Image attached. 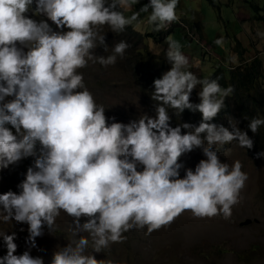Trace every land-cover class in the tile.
Segmentation results:
<instances>
[{
  "label": "clouds",
  "instance_id": "obj_1",
  "mask_svg": "<svg viewBox=\"0 0 264 264\" xmlns=\"http://www.w3.org/2000/svg\"><path fill=\"white\" fill-rule=\"evenodd\" d=\"M138 2L0 0V170L33 158L18 191L0 194V225L14 220L28 226L26 250L19 255L17 233L0 228L7 249L0 264H44L31 250L45 228L51 232L56 227L61 211L73 218L71 231L78 239L57 246L51 264H112L93 253L122 243L129 230L146 227L151 234L185 211L195 218L230 220L240 202L248 174L239 160L222 162L217 146L236 141L252 149L254 142L232 118L231 130L211 123L235 91L233 85L219 83L222 76L198 78L189 70L181 44L167 36V48H155L171 65L153 81L155 115L142 113L123 123L105 115V106L96 102L78 71L89 62L113 66L131 47L121 40L112 54L96 55L98 47L109 48L102 34L105 25L120 34L134 22L142 23L141 14L147 13L153 32L172 24L186 28L177 15L179 0H150L125 15ZM225 43L223 36L215 40L217 46ZM230 60L236 63L237 56ZM197 85L200 102L192 103ZM185 109L202 114L198 126L185 122L172 127L169 111L180 117ZM261 126L262 117L248 124L252 133ZM182 129L187 131L182 134ZM196 149L206 159L194 170L185 168L180 158Z\"/></svg>",
  "mask_w": 264,
  "mask_h": 264
},
{
  "label": "rangeland",
  "instance_id": "obj_2",
  "mask_svg": "<svg viewBox=\"0 0 264 264\" xmlns=\"http://www.w3.org/2000/svg\"><path fill=\"white\" fill-rule=\"evenodd\" d=\"M183 2L185 17L191 19L192 25L197 23L202 34V37H197L194 34L197 32L193 29L191 33L194 36L187 37L188 51L196 56L197 61L196 64H191L195 61L191 60L189 70L198 78L208 77L215 66H221L226 71L240 64L239 57L230 51V47L235 45L234 40L243 48L244 60L258 58L264 71V37L257 34L264 33L261 23L264 19L262 13L264 0H199L192 5L196 10L193 17L190 16L189 5L185 0ZM250 4H256L260 8L258 15L262 19L259 21L247 19V15L252 17L256 13L252 11ZM131 14L132 11L126 13L128 16ZM28 15L31 16V13ZM142 28L140 34L148 33L150 37L135 38L137 42L134 50L139 51L141 61L157 69L160 67L162 75L168 71L169 63L163 53L156 55L153 51L152 44L157 43L159 39L153 36L155 34L146 26ZM170 28L171 25L166 29ZM186 28L188 31V27ZM239 29H243L247 35H241ZM220 36L226 41L223 46L215 44V40ZM171 38L175 40V37ZM106 43L109 46L108 51L104 52L102 47H98L95 50L96 55L112 54L113 42L107 38ZM133 54V51L128 50V56ZM233 55L237 56L236 63L230 60ZM78 71L83 73L85 84L93 93L96 102L105 106L107 117L114 116L117 122L128 123L142 113L155 115L153 105L146 102L145 93L140 90L141 83L124 74L118 63L104 67L99 63L89 62L87 67ZM259 81L262 85L264 76H261ZM200 90L201 86L197 85L191 94V102H200L198 96ZM169 115H174L171 110ZM111 122L109 120V123ZM173 122L171 118V126L176 127ZM186 131L182 129V134ZM217 147L222 162L231 165L239 160L243 165L242 171L248 174V180L241 191L240 202L233 206L230 220H225L222 216L195 218L190 211H185L170 225L154 230L151 234H146V227L143 230H129L124 233L126 239L122 243H112L108 249L93 253L95 258L111 260L112 264H264V201L259 196L264 187V160L258 158L264 155V152L255 155L252 149L241 148L236 141ZM201 159L206 157L201 149H196L183 155L180 161L184 163L185 168L190 167L194 170ZM25 166L16 164L4 170L3 173L9 179L6 181L1 179L0 194L8 190L14 191L13 187L17 189V184L24 179L27 170ZM184 174V169H181V178ZM72 219L61 211L56 220V227L51 232L45 228L44 235L36 239L37 248L31 250V255L41 256L44 264H51L57 246L65 247L69 241L78 239L72 235L71 229L74 227ZM81 222L83 223V219ZM27 227L26 224H18L14 220L12 225H0L8 234L13 231L17 233L15 240L18 245L17 255L26 250ZM21 228L25 230L21 232ZM83 235L86 236L87 233ZM58 238L62 239L61 245L48 243ZM6 251V246L0 238V256L5 255ZM87 251L91 253L92 248L89 247Z\"/></svg>",
  "mask_w": 264,
  "mask_h": 264
},
{
  "label": "trees",
  "instance_id": "obj_3",
  "mask_svg": "<svg viewBox=\"0 0 264 264\" xmlns=\"http://www.w3.org/2000/svg\"><path fill=\"white\" fill-rule=\"evenodd\" d=\"M250 7L252 11H256L255 16L253 15L254 19H256L257 21H259V19H262V17L258 15L260 8L255 4H250ZM262 13L264 16V9ZM261 23L264 27V19ZM104 33L105 41L108 38L111 42H113V45L121 40H125L131 45L128 50L133 51L134 54L132 56H128L127 50L124 58H118L116 63H118V65L122 67L124 74L130 75L131 79L141 83L140 90L145 93L146 102L153 105V103H155L151 99V92L154 91L153 81L154 79L160 78V76H162L161 68L158 67L157 69L147 62L141 61L139 51L134 50L135 44L137 42L135 38L150 37L149 34H140V32L135 30L132 26H128L125 32L116 34L113 33L106 25L102 29V34ZM234 42L235 45L230 47V51L239 57L240 64L231 67L226 71H224L221 66H215L208 76L212 78H215L218 75L222 76V79L219 81V83L223 87H227L228 85H233L235 87L234 93L230 97L225 98V107L218 113V115L211 121V123L229 127V130H231V127L229 125V118L232 117V119L238 121V127L242 131L247 132L248 136L254 142L252 152L255 155H258L259 153L264 152V126H261L257 133H252V131L248 128V124L254 117L264 118V87L262 86L264 85V81L262 85L259 81L260 77L264 76V71H262L261 69L258 58L255 57L250 61H245L244 57H242L243 48L236 40H234ZM110 54L111 53H109L108 55ZM171 118L174 121L173 124L175 126L185 122L198 126L199 122L202 119V114L199 112L193 113L190 110L185 109L180 117H177L174 114L171 115ZM258 158L260 160H264V155H260ZM25 159L18 162V164H21L22 166L26 165L25 167L28 168L33 163V158L29 157ZM3 172L4 170L0 172V182L1 179H3L4 181L9 179ZM13 190L18 191V189H16L15 187H13ZM259 194H261L259 196L264 201V187L259 192ZM51 242L61 245L62 239L58 238L56 241L51 240L48 243Z\"/></svg>",
  "mask_w": 264,
  "mask_h": 264
},
{
  "label": "crops",
  "instance_id": "obj_4",
  "mask_svg": "<svg viewBox=\"0 0 264 264\" xmlns=\"http://www.w3.org/2000/svg\"><path fill=\"white\" fill-rule=\"evenodd\" d=\"M196 1H199V0H185V2L189 5L188 10L190 12V16L191 17H193L194 14H195V12H196L195 8L192 6ZM149 2H150V0H139V2L137 4L133 5L130 9H128L125 12V15H126V13L128 11H132V12H134L136 10L139 11L140 7H142L145 4H148ZM183 9H184V2H183V0H179V4H178V7H177V10L176 11H177V15L179 16V21L181 22V24L182 25H185V27H188V32H193V29H194V31L197 32V34L196 33H194V34L197 37H202L201 32L198 30L199 25L197 23L194 24V25H192L191 19L185 17V14L183 12ZM147 15H148L147 13H142L140 19L143 22L142 23H139V24H137V23L134 22V24L132 26L134 28H136L137 30H139V32H142L143 31L142 26H146L148 29L151 30L150 32H152L153 34H155L153 36L158 37L159 41L157 43H153L152 44V48H153L154 53H155V48H156L157 45L162 46L164 49L167 48V44L165 43V40H166V37L167 36H170L171 35V37H175V40H177L181 44V46H182L181 51L188 58L189 64L191 63V60H195L196 59V56L192 52H189L188 51L189 49H188L187 42H189V41L186 39L187 36L185 37V35H184V32L186 33L187 28L179 27L178 24H176L175 26L172 24L171 25L172 28H170L171 30L170 29H165V30H162L160 32H153L152 31V26H150V25L147 24V20H146ZM249 18L252 19V20H254V17L253 16L250 17L249 15H247V19H249ZM238 31H239V33H241V35H245V36L247 35V33H245V31L243 29H239ZM201 42H203V41H201ZM196 62L197 61L195 60L191 64H196ZM167 66H166L167 67V70H169L171 68V65L168 64Z\"/></svg>",
  "mask_w": 264,
  "mask_h": 264
},
{
  "label": "built area",
  "instance_id": "obj_5",
  "mask_svg": "<svg viewBox=\"0 0 264 264\" xmlns=\"http://www.w3.org/2000/svg\"><path fill=\"white\" fill-rule=\"evenodd\" d=\"M185 35H186L187 37H193L188 31H186Z\"/></svg>",
  "mask_w": 264,
  "mask_h": 264
}]
</instances>
